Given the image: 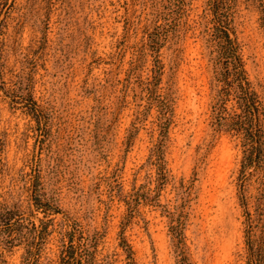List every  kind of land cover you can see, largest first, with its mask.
I'll return each mask as SVG.
<instances>
[{"label":"rangeland","instance_id":"rangeland-1","mask_svg":"<svg viewBox=\"0 0 264 264\" xmlns=\"http://www.w3.org/2000/svg\"><path fill=\"white\" fill-rule=\"evenodd\" d=\"M260 17L238 0L231 36L264 117ZM212 19L209 0H0V216L24 219L0 264H62L71 245L85 264L264 252L263 171L241 188L240 137L215 123L240 108Z\"/></svg>","mask_w":264,"mask_h":264},{"label":"trees","instance_id":"trees-1","mask_svg":"<svg viewBox=\"0 0 264 264\" xmlns=\"http://www.w3.org/2000/svg\"><path fill=\"white\" fill-rule=\"evenodd\" d=\"M247 6H252L260 11L261 23L264 26V0H242ZM238 0H209V8L212 14V20L215 23L213 37L215 46H217V54L215 56L214 64L217 68L216 74L226 84L227 90L231 88V85H235L237 92V99L239 102L240 112L235 116H225L221 112V108L217 112L215 123L219 129L225 131L236 130L240 143L243 149V157L241 160V166L239 170V178L241 188L247 180L248 170L256 168L259 171H263L264 179V117L259 106L256 104L254 97L251 95L247 88V81L244 77V68L241 57L237 53V46L235 45V39L231 36L233 12L236 8ZM152 42V36L150 38ZM154 41V40H153ZM150 45L152 46V44ZM155 47V46H152ZM157 48V46H156ZM158 49V48H157ZM156 49V50H157ZM221 103H223V100ZM163 100L160 99L158 103L159 117L163 118L165 112H162L161 106ZM166 121L160 122V131L166 127ZM155 155L157 160L158 169H161L160 160L162 156L156 153L154 149L151 156ZM160 173V172H159ZM252 174V173H251ZM260 197V196H259ZM260 200V198H258ZM5 217L0 216V231L8 232L10 234L16 229L15 226L23 223L22 218H17L14 212L9 211ZM28 227V226H27ZM34 228L31 227V229ZM11 238L10 242L14 241L13 236H6ZM40 236H38V240ZM249 246L251 249V256L249 264H264V252L261 251V247L258 251L253 250L252 241L249 238ZM34 240H30L27 252L30 253ZM31 246V247H30ZM34 247V246H33ZM73 251L68 255V260H65L62 264H85V254L78 253L76 245H71Z\"/></svg>","mask_w":264,"mask_h":264}]
</instances>
